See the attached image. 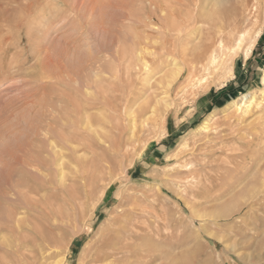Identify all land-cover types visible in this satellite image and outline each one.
<instances>
[{
	"label": "rangeland",
	"instance_id": "1",
	"mask_svg": "<svg viewBox=\"0 0 264 264\" xmlns=\"http://www.w3.org/2000/svg\"><path fill=\"white\" fill-rule=\"evenodd\" d=\"M0 2V264H264V0Z\"/></svg>",
	"mask_w": 264,
	"mask_h": 264
},
{
	"label": "bare ground",
	"instance_id": "2",
	"mask_svg": "<svg viewBox=\"0 0 264 264\" xmlns=\"http://www.w3.org/2000/svg\"><path fill=\"white\" fill-rule=\"evenodd\" d=\"M4 3V2H3ZM1 4V2H0ZM6 5V4H5ZM5 10V9H4ZM192 12V11H191ZM2 24V23H0ZM6 24V23H5ZM3 25V24H2ZM7 26V24H6ZM2 29V27H0ZM9 28V27H8ZM229 35V34H228ZM245 38V35H242V37L239 39L238 41V45L243 41V39ZM254 41V40H253ZM193 61V60H192ZM213 61V54L211 55L210 59H209V63L212 64ZM199 62V61H198ZM41 63V62H40ZM44 63V62H42ZM47 63V62H45ZM41 65V64H40ZM196 65H198V63H196ZM43 68V67H42ZM44 70V68H43ZM191 78V77H190ZM263 83H264V77H263ZM253 99V97H252ZM243 106H245V104H242ZM138 125V124H137ZM65 139V138H64ZM81 140V139H80ZM61 145V144H60ZM55 149V148H54ZM53 149V150H54ZM74 149V148H73ZM49 152V151H48ZM57 154H55L54 156H56ZM71 155V154H69ZM59 156V155H57ZM24 157V156H23ZM19 158V157H18ZM42 158V157H41ZM25 159V158H24ZM43 159V158H42ZM57 159V157H56ZM78 160V159H77ZM46 161V159H45ZM24 162V161H23ZM62 162V161H61ZM41 163V162H39ZM68 164V162H66ZM56 164V162H55ZM65 164V163H63ZM81 164V163H80ZM58 165V164H56ZM86 165V164H85ZM28 166V165H27ZM37 166V165H36ZM68 166V165H67ZM23 167V166H22ZM82 167V166H81ZM31 168V167H30ZM36 168V167H35ZM61 168H63L61 166ZM36 171V169H35ZM38 171V170H37ZM33 174H36L33 173ZM62 175V174H61ZM60 176V173H59ZM37 177V176H36ZM63 177V176H60ZM64 178V177H63ZM12 179V175H10L9 177H7V179L5 180L4 185H2L0 187V200H2V202H4L6 205L9 206L8 210H3L0 209V234H10L12 233L14 230H17L19 232H21L26 224L25 218L28 216V212L30 210L29 207V201L28 198H31L30 200L33 201L34 207L33 209H38L39 208V204H40V200H41V195L39 192H35L33 195L32 193H30L31 195H29V191L26 192V190H22V186L21 185H17V186H11L6 187L5 189H2V187L8 186L6 184L12 185L10 182ZM65 179V178H64ZM13 180V179H12ZM20 180V179H19ZM62 180V179H61ZM23 181V180H22ZM14 182V181H13ZM19 183V181H18ZM27 183V182H26ZM26 183H24V185H26ZM15 184V183H13ZM30 188V186L28 187ZM34 189V188H33ZM39 190V189H36ZM35 191V189H34ZM1 202V201H0ZM31 203V202H30ZM32 204V203H31ZM4 239V238H3ZM1 243V242H0ZM20 252V251H19ZM2 256V255H1ZM1 258H4L1 257ZM7 260V259H6ZM3 261V260H2ZM5 262V261H4ZM8 262V260L6 261ZM4 264H7V263ZM60 264V263H58Z\"/></svg>",
	"mask_w": 264,
	"mask_h": 264
}]
</instances>
